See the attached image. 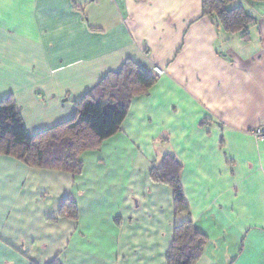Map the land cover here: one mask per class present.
<instances>
[{
    "label": "crops",
    "instance_id": "0c3cea01",
    "mask_svg": "<svg viewBox=\"0 0 264 264\" xmlns=\"http://www.w3.org/2000/svg\"><path fill=\"white\" fill-rule=\"evenodd\" d=\"M249 37L202 14V0H0V101L29 134L70 119L131 59L163 72L79 173L0 154V264H167L175 223L207 237L195 264H264V1ZM181 164L187 212L150 178ZM67 200L77 218L61 215Z\"/></svg>",
    "mask_w": 264,
    "mask_h": 264
},
{
    "label": "trees",
    "instance_id": "16d2710c",
    "mask_svg": "<svg viewBox=\"0 0 264 264\" xmlns=\"http://www.w3.org/2000/svg\"><path fill=\"white\" fill-rule=\"evenodd\" d=\"M235 1L202 0V14L210 17L224 32L240 34L247 39L256 18ZM156 79V75L127 59L119 71L107 73L76 103L70 119L35 134L27 132L15 102L11 97H5L0 101V154L16 158L32 168L77 174L82 167L81 155L97 150L103 141L120 131L131 101L145 93ZM181 168L174 156L165 155L150 171L152 181L164 183L172 189L176 213L188 211L180 184ZM60 214L75 220V204L65 201ZM206 242L207 237L190 220L175 223L166 255L167 264H195ZM47 264L60 263L53 259Z\"/></svg>",
    "mask_w": 264,
    "mask_h": 264
},
{
    "label": "built area",
    "instance_id": "2783aa9c",
    "mask_svg": "<svg viewBox=\"0 0 264 264\" xmlns=\"http://www.w3.org/2000/svg\"><path fill=\"white\" fill-rule=\"evenodd\" d=\"M162 70L159 67H154L153 74L156 76L162 75ZM249 134L253 137L256 141H264V125H259L251 130H249Z\"/></svg>",
    "mask_w": 264,
    "mask_h": 264
}]
</instances>
